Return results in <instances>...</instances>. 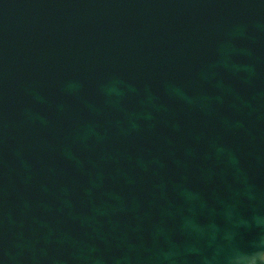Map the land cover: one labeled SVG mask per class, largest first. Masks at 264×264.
I'll return each instance as SVG.
<instances>
[{"label": "water", "instance_id": "obj_1", "mask_svg": "<svg viewBox=\"0 0 264 264\" xmlns=\"http://www.w3.org/2000/svg\"><path fill=\"white\" fill-rule=\"evenodd\" d=\"M0 264H264V0H0Z\"/></svg>", "mask_w": 264, "mask_h": 264}]
</instances>
